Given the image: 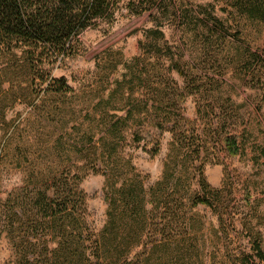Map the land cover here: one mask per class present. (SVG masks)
<instances>
[{"label":"rangeland","instance_id":"374dc122","mask_svg":"<svg viewBox=\"0 0 264 264\" xmlns=\"http://www.w3.org/2000/svg\"><path fill=\"white\" fill-rule=\"evenodd\" d=\"M126 3L120 2L113 22L100 19L81 32L73 57L45 63L51 76L65 78L64 93L45 91L48 82L29 83L20 70L9 76L4 88L15 92L6 108L12 126L3 140L9 148L0 153V198L22 185L19 163L45 167L61 160L81 166L98 159L104 170L107 158L89 148L113 141L123 162L147 185L166 168L172 185L182 181L181 195L200 193V169L220 191L221 199L214 200L218 210L203 205L187 210L191 227L183 220L185 210L172 205L178 216L170 225L181 231V246L167 253L165 262L256 260L253 245L264 248V22L241 14L229 0H171L141 14L130 12ZM157 25L164 38L151 50L145 33ZM171 59L181 60L184 75L170 69ZM156 92L170 104H156L160 113L146 112ZM130 107L136 112L129 126L109 135L100 118L115 121ZM157 121L164 128L153 126ZM136 132L142 135L139 142ZM231 140L235 154L228 150ZM156 143L160 151L153 157L149 151ZM181 143L199 148V155L184 161L175 151ZM103 173L89 172L80 184L95 232L106 220ZM162 211L154 218L157 228L166 221ZM0 264H15L1 225Z\"/></svg>","mask_w":264,"mask_h":264},{"label":"trees","instance_id":"16d2710c","mask_svg":"<svg viewBox=\"0 0 264 264\" xmlns=\"http://www.w3.org/2000/svg\"><path fill=\"white\" fill-rule=\"evenodd\" d=\"M121 1L0 0V130L3 132L0 153L4 147L5 152L9 148V143L4 145L3 140L12 126L6 119V108L15 91L12 86L4 88V84L11 80L9 76L20 70L29 83L36 80L48 82L45 91L64 93L67 88L65 78L51 76L45 63L73 57L81 32L100 19L113 22ZM167 1L171 2L127 0L126 6L130 12L141 14L154 7L162 9ZM229 1L241 14L264 22V0ZM145 35L150 39L151 48L159 46L158 41L164 38L158 25L147 29ZM169 67L178 75H184L180 59H171ZM160 93L156 92L151 111L146 107V112L160 113L156 104H170V99ZM99 105L100 101L95 107ZM133 108L127 109L125 115L115 121L101 115L100 121L108 128L109 135L120 134L129 126L136 112ZM153 126L164 128L160 121ZM141 136L136 132L134 140L139 142ZM104 139L102 136L100 140ZM233 145L234 141H229L228 150L235 154L237 147ZM117 147L113 141L103 146L94 142L90 146L94 155L107 158L104 170L96 163L98 159L81 166L61 160L45 167L19 163L23 173L22 185L12 188L4 199L0 198V225L10 241L15 264H169L164 260L166 254H174L173 251L180 250L181 246V237H178L181 231L174 232L170 225V219L176 220L175 216H178L172 205L185 210L183 220L190 227L187 210L199 205L218 210L214 200L221 199L220 191L206 181L202 170L199 169L197 178L201 192L181 195L182 181L178 179L172 185L170 171L166 173V168L160 179L145 184L139 174L134 173L131 164L123 162L124 157ZM159 151V143H156L149 153L154 157ZM175 151L182 154L184 161L200 153L199 148L191 149L182 143ZM27 154L26 150L22 155L26 157ZM89 172H104L106 177V220L99 232L88 224L86 193L80 185ZM128 173L133 175L128 176ZM122 178L121 185H118ZM162 209L166 221L157 228L154 218ZM185 234L187 231L184 230ZM253 250L256 260L244 259L242 264H264L261 244L255 243Z\"/></svg>","mask_w":264,"mask_h":264}]
</instances>
